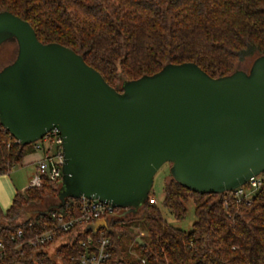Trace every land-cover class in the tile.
<instances>
[{
  "label": "water",
  "instance_id": "95a60500",
  "mask_svg": "<svg viewBox=\"0 0 264 264\" xmlns=\"http://www.w3.org/2000/svg\"><path fill=\"white\" fill-rule=\"evenodd\" d=\"M7 40L17 52L0 69V124L21 145L59 127L57 205L84 196L135 212L164 163L199 193L264 172V54L248 71L216 77L191 61L168 63L115 89L79 53L41 42L28 21L1 10Z\"/></svg>",
  "mask_w": 264,
  "mask_h": 264
},
{
  "label": "trees",
  "instance_id": "16d2710c",
  "mask_svg": "<svg viewBox=\"0 0 264 264\" xmlns=\"http://www.w3.org/2000/svg\"><path fill=\"white\" fill-rule=\"evenodd\" d=\"M1 10L28 21L41 42L79 53L115 89L168 63L191 61L216 77L264 54V0H0ZM34 150L33 142L21 145L0 124V174ZM59 186L44 176L0 208V264H77L71 256L81 251V240L100 230L110 240L106 264H264V181L246 198L232 191L199 193L170 176L161 205L181 220L191 199L195 220L189 230L169 224L148 193L137 216L115 207L113 214L68 231L63 241L31 246L27 238L50 222L51 210L76 211L75 197L57 205ZM52 198L55 204L28 213ZM18 227L23 235L14 241Z\"/></svg>",
  "mask_w": 264,
  "mask_h": 264
},
{
  "label": "built area",
  "instance_id": "2783aa9c",
  "mask_svg": "<svg viewBox=\"0 0 264 264\" xmlns=\"http://www.w3.org/2000/svg\"><path fill=\"white\" fill-rule=\"evenodd\" d=\"M45 142V144L43 143ZM62 138L59 127L52 126L41 138L33 141L34 149L40 151V156L35 160V171L30 178L28 186H39L44 176L54 181L61 182V164L63 161ZM51 148L53 150L51 151ZM263 179L258 175L251 176L247 181L234 188L233 194L236 196L250 197L246 191L257 190L263 183ZM247 185V188L244 186ZM76 211L70 212L67 210L65 213L59 210H51L49 213V223L39 231L33 233L27 238V243L31 246H40L50 242H60L66 239L65 234L74 229L75 227H82L89 223H94L105 216L113 214L115 207L111 206L105 201L97 198H87L84 196L77 197ZM151 203L156 202L153 196L148 198ZM31 225V221L28 222ZM23 235L22 227H18L10 238L16 241ZM22 241L16 244L20 247ZM82 249L79 253L71 256L77 264H106L109 256L108 246L110 240L107 236L103 235V230H100L97 237L87 234L80 242ZM0 248H3L0 242Z\"/></svg>",
  "mask_w": 264,
  "mask_h": 264
},
{
  "label": "rangeland",
  "instance_id": "374dc122",
  "mask_svg": "<svg viewBox=\"0 0 264 264\" xmlns=\"http://www.w3.org/2000/svg\"><path fill=\"white\" fill-rule=\"evenodd\" d=\"M16 52H17V44L15 40H7L2 44H0V69L6 64L13 61V59L16 56ZM253 59L254 56L244 58L242 61L236 64L235 69L248 71ZM43 143L45 144V142ZM52 150L53 148H51V151ZM34 153H36V150L28 153L25 158H28L29 155L32 156V154ZM34 171H35L34 162L32 161H28L24 163L22 162L21 164L12 167L9 173L4 175V178H0V179H4L1 180L0 182L2 187V189L0 190V194H1L0 207L5 208L6 206H8L12 194L16 191H22L24 188L27 187L30 178L34 174ZM170 176L171 175L169 173V164L168 163L162 164L153 176V182L149 190V195L155 198L156 203L159 205L161 209L162 216L166 219V221L169 224L183 230H189L192 226L193 221L195 220V216L193 212L194 205L191 199H188L186 202V215L181 220H176L171 215V213L161 205V200L163 197V186L164 183L170 178ZM258 177L264 180V172L258 174ZM254 192L255 190L246 191L248 196L252 195ZM56 202H57L56 198L48 199L43 204L28 209V213L32 214L36 212L38 209L48 208L50 205L55 204ZM139 210L140 209H137L136 212L134 213L136 216L139 214ZM119 212L120 209H117L116 213L118 214ZM133 227L135 228V230L139 229V218L133 219Z\"/></svg>",
  "mask_w": 264,
  "mask_h": 264
},
{
  "label": "crops",
  "instance_id": "0c3cea01",
  "mask_svg": "<svg viewBox=\"0 0 264 264\" xmlns=\"http://www.w3.org/2000/svg\"><path fill=\"white\" fill-rule=\"evenodd\" d=\"M40 154H41L40 151H36V153L32 154V156L29 155L28 158H25V157L27 156V155H26V156L24 157V159H23V163H24V162H28V161H32V162H34V166H35V160L40 156ZM8 173H9V172H8ZM8 173H6V174H8ZM4 175H5V174H0V178H4ZM1 180H4V179H0V182H1ZM1 189H2V187H1V183H0V190H1ZM14 193H15V192H14ZM14 193H13V194H14ZM13 194H12V196H13ZM11 198H12V197H11ZM0 199H1V194H0ZM1 201H2V200H1ZM10 202H11V199H10V201H9V204H10ZM1 203H2V202H1ZM3 203H4V202H3ZM9 204H8V205H9ZM0 205H1V204H0ZM6 207H8V206H6ZM6 207H5V208H6ZM0 208L5 209V208H3V207H0Z\"/></svg>",
  "mask_w": 264,
  "mask_h": 264
}]
</instances>
